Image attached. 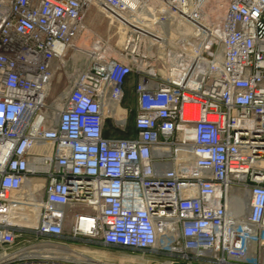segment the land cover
<instances>
[{
  "label": "built area",
  "instance_id": "built-area-1",
  "mask_svg": "<svg viewBox=\"0 0 264 264\" xmlns=\"http://www.w3.org/2000/svg\"><path fill=\"white\" fill-rule=\"evenodd\" d=\"M74 242L264 264V0H0V264H88L46 247Z\"/></svg>",
  "mask_w": 264,
  "mask_h": 264
},
{
  "label": "rangeland",
  "instance_id": "rangeland-1",
  "mask_svg": "<svg viewBox=\"0 0 264 264\" xmlns=\"http://www.w3.org/2000/svg\"><path fill=\"white\" fill-rule=\"evenodd\" d=\"M86 20L89 23V25L95 30V32L99 36H106V19L99 15L96 12L95 8H91L87 14H86ZM84 43L88 48H90L91 42L90 40H84V39H79L78 43ZM82 45V44H81ZM84 46V45H83ZM73 50H69V54H71L72 58L69 57L66 60V63L64 64V67L62 69H56L54 72V76L51 82V87L49 90V96L50 98L55 97L61 92H65V76H64V71L71 72L77 68L83 67L85 65V57L84 55H80V53L73 52ZM132 84L134 83L133 81V76H130L128 78ZM133 85H128L127 88H125V96L123 99V104L126 106H131L133 103ZM120 113L122 112L121 108ZM109 124L108 120L105 121V125L107 126ZM131 129V117L128 118V128L127 130L129 131ZM70 245L76 249L84 250L87 253L93 254L96 253L101 257L102 259H106L109 261H114L117 262L120 259H125L127 260H134L135 262L138 261H144V258L138 254H123V253H118L116 252L117 249H120V247H115V246H106V245H92V244H84L83 242H74L70 243ZM116 254V255H115ZM118 257V258H117ZM163 258L160 259V262L162 261ZM23 264V263H22Z\"/></svg>",
  "mask_w": 264,
  "mask_h": 264
},
{
  "label": "bare ground",
  "instance_id": "bare-ground-1",
  "mask_svg": "<svg viewBox=\"0 0 264 264\" xmlns=\"http://www.w3.org/2000/svg\"><path fill=\"white\" fill-rule=\"evenodd\" d=\"M220 12H221V10L212 9L210 6H208L206 8V10L204 11V16H203L204 24L209 23L210 21H214L215 19H217V17L220 15ZM161 29H162V32H165V34L167 36H170V37L165 36L167 44H168V42H171V43L173 42V40L170 39V38H174L175 34L178 35V34H182L183 32L184 33H189L191 31V28L189 26H184L182 28L180 27L179 29L177 27H175V28L166 27L165 29L164 28H161ZM168 29H170V31ZM81 44L84 45L83 47L88 48L84 43L80 42L79 45H81ZM91 46H92L91 48H93L95 46V44L93 43ZM119 108L120 107H118V106H115L113 108V113L117 117H120L122 115V113H123V109L121 108L122 112L120 113V109ZM46 247H48L50 250H52L53 252H55L57 254L60 253L62 255L75 256L76 259L84 260L88 264H133V263L135 264L134 260L130 259V261H127V258L120 259L117 262L109 261V260H106V259H102L96 253L90 254V253H87L84 250L76 249L74 247H67V246L62 245V244H53V243H49L48 244L47 243Z\"/></svg>",
  "mask_w": 264,
  "mask_h": 264
},
{
  "label": "flooded vegetation",
  "instance_id": "flooded-vegetation-1",
  "mask_svg": "<svg viewBox=\"0 0 264 264\" xmlns=\"http://www.w3.org/2000/svg\"><path fill=\"white\" fill-rule=\"evenodd\" d=\"M116 252L118 253H123V254H130L126 249L124 248H120V249H117ZM127 261H130V260H127ZM138 263V261L135 262V264ZM134 264V263H133Z\"/></svg>",
  "mask_w": 264,
  "mask_h": 264
},
{
  "label": "crops",
  "instance_id": "crops-1",
  "mask_svg": "<svg viewBox=\"0 0 264 264\" xmlns=\"http://www.w3.org/2000/svg\"><path fill=\"white\" fill-rule=\"evenodd\" d=\"M130 76H133V80H134L133 82H135V80H136V75H135V74H130V75L128 76V78H130ZM128 80H129V79H127V83H126L125 88H127V86L130 85V84L133 85L132 82H130V81H128ZM132 87H133V86H132ZM105 133H106V131H105Z\"/></svg>",
  "mask_w": 264,
  "mask_h": 264
}]
</instances>
